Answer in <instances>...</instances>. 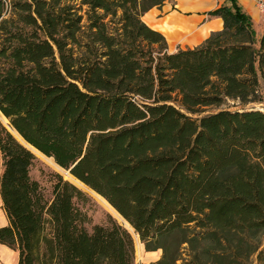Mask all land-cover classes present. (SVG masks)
Returning <instances> with one entry per match:
<instances>
[{
  "label": "trees",
  "instance_id": "1",
  "mask_svg": "<svg viewBox=\"0 0 264 264\" xmlns=\"http://www.w3.org/2000/svg\"><path fill=\"white\" fill-rule=\"evenodd\" d=\"M165 0H0V244L17 264H264V23L237 0L222 29L168 51L142 16ZM228 100L240 108L192 117Z\"/></svg>",
  "mask_w": 264,
  "mask_h": 264
},
{
  "label": "crops",
  "instance_id": "2",
  "mask_svg": "<svg viewBox=\"0 0 264 264\" xmlns=\"http://www.w3.org/2000/svg\"><path fill=\"white\" fill-rule=\"evenodd\" d=\"M169 0L164 1L161 8L153 7L142 16V20L153 29L164 34L168 51L177 48H192L200 44L211 32L223 27L220 17L209 16V12L225 0ZM251 19L260 28L264 23V13L258 11L256 0H237ZM1 170V158H0ZM8 224L0 197V227ZM137 255L144 263L153 264L161 252L145 251L142 244H138ZM18 253L15 249L0 244V264H17Z\"/></svg>",
  "mask_w": 264,
  "mask_h": 264
},
{
  "label": "rangeland",
  "instance_id": "3",
  "mask_svg": "<svg viewBox=\"0 0 264 264\" xmlns=\"http://www.w3.org/2000/svg\"><path fill=\"white\" fill-rule=\"evenodd\" d=\"M169 2L173 4V1L169 0ZM157 8H161V6ZM255 26L257 30H260V27L256 23H255ZM238 108H240V106H238L237 103H234L233 101L228 100L226 103L219 105V106L200 107L199 111H197L196 114H191V116L200 117L204 114L214 112L220 109L234 110ZM244 108L245 109L256 108V109H260L264 111V101L259 102V103H248L244 105ZM0 121H2L4 124L7 123V121L4 119V117L1 114H0ZM36 156H37V163L31 169V176L41 181L46 191L50 190V180L52 178L51 176L52 171L60 173L65 179H68L74 184H76L79 188H81L83 191H85L90 196V201L83 206V208L86 210V212L89 214L91 218V222L90 224H88V227H90L94 223H99V224L106 223L108 216L114 217L118 222L123 224L133 234V237L135 240V262L136 264H148V263H144L142 257L141 256L139 257L137 255V250H138L137 246L139 244L138 236L133 233V230L130 228V226L105 202V200H103L100 196L95 194L90 189L86 188L85 185L75 180L67 172L57 167L52 162L51 159H48L37 152H36ZM262 246H264V236L262 237ZM256 261H257L256 256L254 255L251 257L249 264H256Z\"/></svg>",
  "mask_w": 264,
  "mask_h": 264
},
{
  "label": "built area",
  "instance_id": "4",
  "mask_svg": "<svg viewBox=\"0 0 264 264\" xmlns=\"http://www.w3.org/2000/svg\"><path fill=\"white\" fill-rule=\"evenodd\" d=\"M256 6L258 11L264 13V0H256Z\"/></svg>",
  "mask_w": 264,
  "mask_h": 264
}]
</instances>
